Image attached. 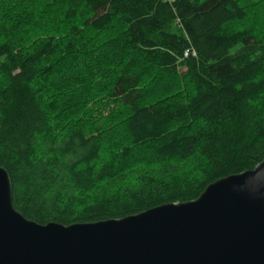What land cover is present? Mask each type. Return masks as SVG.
<instances>
[{
	"label": "trees",
	"instance_id": "obj_1",
	"mask_svg": "<svg viewBox=\"0 0 264 264\" xmlns=\"http://www.w3.org/2000/svg\"><path fill=\"white\" fill-rule=\"evenodd\" d=\"M264 158V0H0V166L39 224L197 198Z\"/></svg>",
	"mask_w": 264,
	"mask_h": 264
},
{
	"label": "water",
	"instance_id": "obj_2",
	"mask_svg": "<svg viewBox=\"0 0 264 264\" xmlns=\"http://www.w3.org/2000/svg\"><path fill=\"white\" fill-rule=\"evenodd\" d=\"M0 264H264V158L193 200L68 225L16 210L0 166Z\"/></svg>",
	"mask_w": 264,
	"mask_h": 264
}]
</instances>
